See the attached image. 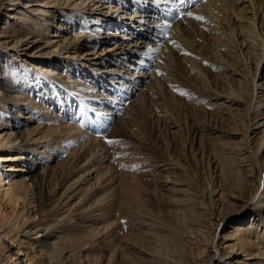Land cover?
Returning <instances> with one entry per match:
<instances>
[{
  "label": "bare ground",
  "instance_id": "obj_1",
  "mask_svg": "<svg viewBox=\"0 0 264 264\" xmlns=\"http://www.w3.org/2000/svg\"><path fill=\"white\" fill-rule=\"evenodd\" d=\"M143 1L145 0H26V3H23L20 0H0V12H3V9L11 10L12 5L15 11L18 10V15H1L5 17V20L0 25V125L4 123L5 126H8L7 123L11 121L12 117L16 129L9 126L3 137H0V160H17V164L13 165V168L20 171L13 176V172H0V198L11 202L15 211L17 205L20 206L18 210L20 214L17 215V218L10 224L5 219L1 226L7 233H11L15 226H21V229L15 233L20 247L25 244L29 249H35V244L40 246L42 256L31 264H67L63 259L70 256V264L83 263L85 254L81 251L86 250L84 247L90 242L89 237L94 234V231L90 236H86L87 233H84L86 236L84 237L79 234L78 229L85 223L84 227L89 226V231L94 230L95 227L92 229L96 220L94 216L96 214L107 215L109 212L108 208L110 207L106 209H102V207L108 195L117 189L113 184L116 174L114 172L117 170L124 169L126 171L122 170L121 173H124L126 177L127 175L131 176L127 180L124 179L121 182L122 185L120 184L122 195L121 193L119 195H121L122 200H119L118 209H121L124 214H117L119 219L124 221L125 216L131 217L132 215H134L132 220L145 215L149 216L145 213L146 207L149 210L147 211L152 213L149 206L153 204V200L147 203L140 191L143 186L146 187V192L149 187L157 188L155 186L157 180L152 181L153 183L150 182L149 185L148 181L145 180H149V176L157 175L154 172L160 166L168 165V168H173L177 165L171 158L170 161L169 159H160L156 151L153 153V148L147 142L142 131L136 133V131H131L129 127L133 124L132 118L136 117L134 115L139 111L142 113L146 109L147 98L150 100L154 91L158 92V83L165 84L167 81L170 84L173 82L174 72L171 67L173 57L177 62L181 58L190 66L193 65V69L196 68V70L189 69L193 73L190 74L192 78H189V82L195 85V91L204 90L207 93L211 91L213 97L219 95L216 93L220 92L222 74L229 72L228 77L232 83L229 92L232 97L229 99L234 103L245 101L247 104V133L250 132L254 136L264 134V90L258 94V89L264 88V84L257 83V81L259 82L257 78L260 64L264 62V0H250V3L253 4L251 5V9H253L251 16L243 7L239 6L236 0H205L206 2H203L204 0H192L191 11L193 16H201L203 17L202 20H196L193 16L186 15L188 5L181 4L180 0H147L151 3L147 7L143 6ZM159 4L163 5V15L168 16L170 20L168 25L163 24L164 22L160 21L161 18L155 21L152 19L161 15ZM31 5L36 6V8L30 9L36 15H27L21 8ZM141 8L144 9L141 10ZM56 15L59 18L60 15L69 16L68 23L58 25L55 19ZM108 15L116 16L117 23L120 22L119 19L123 18L126 20L125 24L129 25L128 23H130L131 28L134 26L139 29L119 30L115 24H113L114 28L105 29L111 25V23L102 22ZM231 15H236L237 20ZM73 22H79L80 25L73 24ZM77 27L78 30L74 31ZM130 32L131 35H129ZM217 32L218 34H216ZM67 33L68 37L62 39ZM151 34L155 36H151ZM51 37L56 38L52 39ZM133 38L136 40L134 41ZM151 39L153 44L149 42ZM111 41L114 42L113 45L103 48V43H110ZM52 43H59V51L50 48L49 44ZM136 46L144 50L138 52L140 53L136 59L138 66L132 64L129 66L130 68L122 70L124 62L130 56V50ZM23 49L26 51V58L22 62L9 65L8 62L1 59L2 52L9 54V51H12L14 57ZM80 51L84 52L82 58L88 60L86 65L89 68L104 74V76L98 75L96 77L105 80L107 85L111 81H108L105 76L111 77L112 75L105 73H112L115 77L126 71V74L122 75L124 78L119 80L120 87L110 83L111 93L114 91L121 92L123 99L126 97L131 101L123 102V99H120V102L110 99L111 101L107 103L108 106L104 111L106 120L109 115L117 114L109 110L111 107L121 113H118L121 115V119H115L110 127L111 133L108 136L110 140L112 139L113 144L108 148L103 140V137L107 136L105 132L101 137H97L89 135L81 129L82 123L78 125L73 122L75 127L63 125L61 123L64 121L60 119L62 115L59 114L61 111L55 110L61 106L60 102L56 101L61 94L69 98L67 101H70V98L80 99L83 95L88 99L100 98L105 100L112 98L110 95L101 92L103 89L101 86L97 87L94 84V76L89 72V68L81 66L84 65L85 61L78 66V69H80L79 67L84 68L80 70L85 72V76L81 77L77 72L74 74L70 70L71 60L75 58L63 57L62 53L72 54V52L78 53ZM19 56L17 55L16 59ZM73 56L77 57L78 55L71 57ZM193 57L199 59V64H195ZM110 59L112 65L109 66V69H104L102 66ZM33 60L39 61L36 63L40 66H34ZM144 60H148V64H143ZM239 62L242 64L246 76L243 80L234 79V74L239 75L241 72H238L237 68ZM45 64L46 69L44 68ZM52 65H57V69L66 72L64 77L69 79L70 85L59 79V75L62 74L61 71L60 74L57 73L58 71L54 72L53 69H48ZM147 65L150 66L147 67ZM132 69L136 71L133 72ZM148 69H150L149 79L145 81L143 89L139 90L143 83V75H146L143 72ZM51 72L54 74L50 75ZM262 74L261 80L264 82V73ZM204 79L210 80V83ZM89 80L90 82L93 81V84H87ZM68 86L71 87L69 90H67ZM93 103L101 106L99 102L93 101ZM2 112H4L3 116L1 115ZM80 118L77 120L80 121ZM82 121L84 122L85 118ZM93 122L94 125H97L103 121L97 118ZM89 123H85L88 128L93 125ZM78 130L81 131L80 134H76ZM208 133L213 135V129ZM215 133L217 134V131ZM84 137L89 139L80 142ZM252 143L253 141L245 153L235 150L227 141L222 146L218 145L219 147L216 149H221V153H219L223 154V159H221V174L223 176L230 178L233 175L235 171L233 163L241 168L244 167L243 170H254V166L259 163L260 155L264 151V139L256 146H253ZM77 145H79L78 148ZM54 157L62 158L59 160L60 164L51 172V168L48 169L47 167H51L48 165ZM114 158H120L118 159L120 164L130 162L137 165L130 168H120L118 164L109 163ZM218 159L220 158L218 157ZM249 160H251L250 164L248 163ZM40 165L44 166L43 171H38ZM24 166L27 169L23 171ZM110 167L115 171H111ZM102 170L106 171L100 173ZM75 172L81 176L70 181L68 185L66 183L63 186L65 190L61 194L56 189H59L62 181L56 183L53 191L50 190L48 183L51 182V179L63 178ZM263 172L264 170H262V174ZM111 175L113 176L111 177ZM94 184L99 186L101 191H105V195L103 193L104 196L97 198L96 201H94L95 198L93 200L89 196L94 201V205L97 204L94 207L97 209H93L94 205L89 206L88 204L86 209L85 206L79 207L86 194L73 203L74 195L83 191L85 193V190H90ZM113 185L114 188H112ZM85 186L88 188L85 189ZM246 187L247 185H243V188L246 189ZM197 189L198 187L193 190L186 187L182 191L179 190L183 192L178 197L180 204L172 205L169 210H164L161 206L163 215L159 216V222H157L158 216L154 215L155 213H150L154 219L150 215L148 217L150 222L146 221L144 226H147L145 224L148 223V226L154 225L153 227L157 228L147 235L138 232L131 233L132 236L114 235L120 229L111 232L112 237L111 234L105 235L106 233H103V236H98L101 230L98 231L97 235L94 234L95 237L98 236L99 244L117 245V251L110 256L106 264H167L168 256L166 259L163 255L167 250L165 244L172 241L169 239L175 241L176 249L183 253V258H187L188 264L195 262L190 261L189 251L191 248H196L195 242L199 246V244L204 243L203 241L206 245H210L207 247L208 256L204 257V264H264V183L262 180L250 191V197L246 198L248 211H253L251 218H243L247 214L245 212L243 214V210L238 213L240 220L237 218L238 221L230 226L232 230L226 235V239L229 238L234 243L227 244L224 251L221 250L219 244V240L224 236H221L218 231L224 222V218H216L217 221H213L209 226L201 214H198L199 216L196 218L198 223L194 222L190 215H187L188 212L191 213V216L196 213L195 206L198 207V203L203 210H209V215L212 216L213 202L207 207L208 205H205V202L201 200L203 198L200 193L201 199L196 202L199 195ZM214 189L212 186V191L216 190ZM149 190L150 188L148 189L150 196L153 193ZM88 193L90 195L89 191ZM53 194H55L54 197L58 196L57 199H53ZM222 195L223 193H221ZM109 198L108 200H111ZM108 200L107 202H109ZM87 210H91L88 215L85 214ZM53 211L56 218L52 224ZM99 211L101 213H95ZM76 213L78 216L74 217ZM37 215H40L39 220L34 222ZM173 216H176L175 219ZM182 216L187 218V223L179 221ZM72 218L76 221L79 219L80 222L72 223ZM136 224L138 223H135L134 226ZM40 232L43 233L41 239L33 237ZM190 234L196 235V241ZM122 238L123 240L120 241ZM130 240H133V243L128 242ZM137 244L139 247L136 246ZM8 246L11 247V244L8 243ZM20 247L18 251L21 250ZM135 250H137L136 256ZM64 252L71 254L63 256ZM3 256L0 250V264H10ZM5 260L6 263H3ZM96 261L98 262V258ZM99 264L104 263L100 262Z\"/></svg>",
  "mask_w": 264,
  "mask_h": 264
},
{
  "label": "rangeland",
  "instance_id": "obj_2",
  "mask_svg": "<svg viewBox=\"0 0 264 264\" xmlns=\"http://www.w3.org/2000/svg\"><path fill=\"white\" fill-rule=\"evenodd\" d=\"M20 1L23 3H26V0H20ZM206 1H208V0H206ZM206 1L204 0L203 2H206ZM236 1L238 2L239 6L243 7V9L247 12V14L248 15L250 14V16H251V14L253 13L252 12L253 9H251V5H253V4L250 3V0H236ZM142 4H143V6L147 7L151 3L148 2L147 0H145L142 2ZM5 5H7V4H5ZM162 6L163 5L159 4V8L161 10H163ZM21 8L25 11V13L27 15H36V14L32 13V11H30V9L36 8L35 5H31L30 7L23 6ZM67 9H69V8L67 7ZM142 9H144V8H141V10ZM17 12H18V10L15 11V8L13 7V5H12L11 10L3 9V12H0V25H2V22H4V20H5V17L1 16V15H12V16H14V15H18ZM229 14H230V12H229ZM157 16H159V15H157ZM232 16L233 15H231V17ZM68 17L69 16H67V15L66 16L60 15V18H59V16L56 15L55 19H56L58 25L61 23L67 24L68 23V21H67ZM233 17H236V15H234ZM160 18H162V17L159 16L158 18L155 17L152 19H153V21H155V20H159ZM167 19L168 18L160 19V21L164 22L163 24L166 23L168 25V24H170V20L167 21ZM235 19L237 20V17ZM119 21L120 22L117 23V17L116 16L108 15L105 18V20L102 22L105 24L111 23V25H108L105 29L114 28L113 24L117 25L119 30L131 28L130 23H128L129 25L124 23L126 21L125 19L122 18L121 20L119 19ZM73 24L80 25L79 22H73ZM131 29H139V28L133 26ZM76 30H78V27L76 29H74V31H76ZM216 34H218V32ZM67 35H68V33L65 34L62 37V39H65V37H68ZM129 35H131V32L129 33ZM151 36H155V35L151 34ZM51 38L54 39L56 37H51ZM133 40L135 41L136 38H133ZM127 41H128V39H127ZM129 41L131 42V40H129ZM149 42H150V44H153L152 39L149 40ZM113 44H114L113 41H111L110 43H103V48H105L106 46H111ZM143 44H147V43H143ZM49 45H50L51 49L53 48L56 51H59V49H60L59 43H52ZM221 50H222V48H221ZM140 51H144V50H141V48H139L138 46L132 47V49L130 50V52H131L130 56L124 62L122 70H124L126 68H130L129 66H131L132 64L135 66H138L136 59H138V56H140V53H138ZM9 52H10L9 54L7 52L1 53V59L4 60L5 62H8L9 65H11L15 62H22L26 58V56H25L26 51L24 49L21 50L19 52V54H17V55H20L18 59H16L17 55H14V57L12 56V51H9ZM62 54H63V57L65 56L66 58H75L74 60H71V63H70V70H72L74 72V74L77 72L81 77L85 76V72L83 70H80V69H84V68L79 67L80 69H78V66H80L79 64L83 61H85V63H84V65H81V66H84L85 68L88 67L86 65V63H88V60L86 58H82V55L84 54L83 51H80L78 53L72 52V54L65 52ZM72 55H78V56L77 57L76 56L71 57ZM8 59L10 62L8 61ZM111 61H112L111 59L108 60V62L105 65H103L102 67L104 69H109L110 68L109 66L112 65ZM147 61L148 60H144L143 64H148ZM194 61H195L196 65L199 64L198 63L199 59L194 58ZM33 62H35V63H33L34 66H36V67L40 66V64L36 63L39 61L33 60ZM41 62H42V60H41ZM47 63H49V62H47ZM46 64L44 66L45 69L47 67ZM237 64H238L237 65L238 72L241 71L240 74L242 76L240 74L239 75L234 74V79H236V80L242 79L243 80L244 77H246L244 74V71H243V66H242V64H240V62ZM239 65H241V66H239ZM148 66H150V65H147V67ZM56 67H57V65L56 66L52 65L48 69L49 70L53 69L54 72L58 71L57 73H60L61 70L57 69ZM171 67H172L173 72H174L173 82H171L170 84L167 81L165 84H159L158 83V87H157L158 92H156V90L154 91V95H156V96L154 97V95H152V97H151L152 99L150 98V100H149V98H147L148 104L146 106V109L142 113L139 111L140 114L137 113L136 115H134L136 117L133 116L134 117V118H132L133 124H131L132 126L129 127V129L131 131H136V133H138L139 131H142V134L144 135V137L147 138V142L150 143L151 147L153 148V153L156 151L157 156L160 159H162V158L164 160L169 159V161H170V158H171L176 162L175 165H177L176 167H173V168H170V167L168 168V165L160 166L154 172V173H157V175L149 176V180H145V181H148V185L151 184L150 182H152V181L154 182L155 180H157L155 182V186H157V188L154 189V187H149L150 188L149 191L153 193V194L151 193L152 195L149 196V194H148L149 188H147V192H146L145 186H143L142 190L140 191L141 194L143 195V198L146 199L147 203H149V201L151 202V200H153L152 201L153 207H152V205L149 206L152 210V213L148 212L149 210L147 207H146V209L148 211L146 210L145 213H147L149 216L151 214L155 213L154 215L158 216V219L156 218L158 220L157 222H159V218H160L159 216L163 215V212L161 211V209H162L161 206H163L164 210H169L172 207V205L180 204V203H178L179 202L178 197L180 195H182L183 192H181V191L184 190V188L187 187V188H190V190H193V189L198 187L199 190L197 189V193L198 194L200 193L202 195L203 199H201L199 197L200 196V194H199L198 200L196 202H199V199H201L203 202H205V205H208L207 207H209V205L213 202L214 208L212 207V210H211L213 212L212 213L213 217L209 215L210 214L209 210L208 211L203 210L202 208L199 207L198 203H197L198 207L195 206L197 214L195 213L191 216V213L188 212L187 215H190L192 220L194 222L198 223L196 218H197V216H199L198 214H201L203 217V220L209 226H211L212 222L215 221L216 218H218V217H219V219L224 218V222L221 224V226L218 229L220 235L224 236V238L219 240L221 250L224 251L226 249L227 244L234 243V241H232L231 239H229V238L226 239V235H228L230 233V230H232V228H230V226L233 223H235L236 221L240 220L238 213L243 210V214H244V212L247 213L246 216L243 218H247V219L251 218V215L253 214V211H248V206H246V198L250 197V194H249L250 191H252L256 187V185L260 183V180H262V182L264 183V172L262 174V170H264V151L260 155L259 163H257V165L254 166L255 167V168H253L254 170H252V169H249L250 171L249 170H243L242 168H244V167L241 168V167H239V165L236 166V164L233 163L235 171L230 178H227L221 174V172H222V161H221V159H223V154H220L221 149L219 150L216 148L224 145L227 141V142H229V144L231 146H233V148H235V150H237L239 152L242 151L243 153H245L248 146L251 144V142L253 141V143H252L253 146L258 145L264 139L263 138L264 134L262 136H260L261 134L254 136V134H251L250 132L247 133V129H246L247 128L246 120H247V113H248L247 104L245 103V101L242 103L241 102L240 103H238V102L234 103V102H231L232 100L229 99L230 97H232V96H230V93H229L230 92V86L232 84L230 77H228L230 74L229 72L222 74L221 87L219 89V91L221 93L218 92L216 94L217 95L219 94V95L217 97H215V96L213 97V94H212L213 92H211V91H209L207 93L204 90L201 92L194 90L195 85L192 84L191 82H189V78H192V75H190V74H193L192 72L189 71V69L196 70V68L193 69V65L190 66V64H188L186 61H184V59H181V58L177 62L175 60V58L173 57ZM149 70L150 69L145 70L143 72V73H146V75L145 76L143 75V79H142L143 83H142V86L139 87V90L143 89V85L145 84V81L147 79H149L148 78V76L150 74ZM132 71L134 72L136 70L132 69ZM54 72H51L50 75H53ZM89 72L92 73L94 76L93 77L94 78V84L97 85V87L101 86L103 88L101 90V92H104V94L110 95L112 98L105 99V100L100 99V98L99 99H88V98L84 97V95H83V97L80 99L70 98V101H67L69 98L65 97L64 94H61L60 97H57V100H56V101L60 102L61 106L59 109H55V110L57 112L58 111L62 112V113L60 112L59 114H60V116L62 115L60 119H62L64 121L63 123H61L63 125L66 124L69 126L70 125L74 126L73 122H75L78 125H80L79 123H82V126L80 127L81 129L86 131L89 135L97 136V137H101V135L105 132L107 134V136L103 137V140H104V143L106 144V147L108 148V147H110L111 144H113V143H109V141L112 140V139L110 140V137L108 136L111 133L110 127L113 125L115 119H117V118L121 119V115L118 114V113H120V111H117L111 107V108H109V110L114 111V113H117V114L109 115V117L106 120L105 119L106 114H104V111L106 110V107L108 106L107 103H109L111 101L110 99H115V100L120 101V102H121L120 99H123L122 94H120L121 92H117V91H114L113 93L110 92L111 91L110 83H112L113 85H115L117 87H120L121 84L119 83V80L124 78V77H122V75H125L126 71H123L122 75L115 76V77L113 76L112 73H105L106 75H112L111 77L105 76L108 81H111L108 83V85H107V82H105V80L99 79L98 77H96L98 75L104 76V74L98 73V72L92 70L91 68H89ZM65 73L66 72H62V74L60 73L61 75H59V79L68 83L69 79L64 77ZM262 73H264V62L260 64V69H259L258 78H257V80L259 79V82L257 81L258 84H260V82H261V84H264V82H262V80H261L262 76H263ZM203 77L205 78V76H203ZM204 80H206V79H204ZM180 81H181V83H180ZM206 81H209V83H210V80H206ZM46 84H47V81H46ZM68 84L70 85V83H68ZM87 84H93V81L90 82V80H89V82H87ZM212 85H213V83H212ZM173 86H174V88H173ZM70 88L71 87L68 86L67 90H69ZM123 89L127 90L128 88H123ZM129 90L131 91V89H129ZM139 90H137V91H139ZM262 90H264V88L258 89V92H259L258 94H260V91H262ZM37 94H38V92H37ZM128 94L130 95V93H128ZM255 95H256V93H255ZM131 98H133V97L131 96ZM125 99H126V97L122 101L123 102H126V101L130 102L131 101L130 99H126V100ZM93 101L101 103V106H97L96 104L93 103ZM63 114H64L65 118H64ZM1 115L3 116L4 112H2ZM80 116H81V118H80ZM79 118L81 119L80 121L77 120ZM84 118H85V121L83 122L82 120ZM97 118H100L101 121H103L104 123L99 122L97 125H94L93 120L97 119ZM22 119H24V118H22ZM86 122H90L93 125L90 128H88L87 125H85ZM7 124H8V126H5L6 124H4V123H3V125H0V137H3L4 133L8 130L9 126L12 128H15L14 127V119L12 117H11V121ZM100 127H102L103 129L101 130ZM212 129H213V135L208 133ZM214 131L215 132L217 131V134ZM78 133L80 134L81 131L78 130V132L76 134H78ZM88 139H89L88 137H84L82 140H80V142L86 141ZM249 139H251V140H249ZM76 147L78 148L79 145H77ZM233 152H235L234 149H233ZM217 153L219 156L217 155ZM70 154H71V152H70ZM220 155H222V156H220ZM217 156L220 159H218ZM60 159L57 157H54L52 159V161L50 162V164L48 165L51 167H47V168L48 169L51 168L50 170L52 172V170H54L60 164L59 163ZM118 159H120V158H114L113 160L109 161V163L111 162L114 165L118 164V166L120 168L121 167H129L130 168L134 165H137L135 163H130V162L120 164V162H118ZM248 163L250 164L251 160H249ZM16 164H17V160L15 161V159L14 160L10 159L8 161L0 160V172H3V173L5 171H7L9 173L13 172L12 176H13V174L16 175L17 173L20 172L18 169L13 168V165H16ZM25 169H27L26 166H24L23 171ZM43 170H44V166L40 165L38 168V171H43ZM122 170L126 171L124 169H122ZM122 170H117L116 172H114V173L118 174V175H116V174L114 175L115 182H113V184L115 185V188H117V189L116 190L114 189V191L111 192L110 195H108V197H110L109 199H111V200H108V197H107L105 200H106V202H107V200L109 202H107V203L105 202L104 203L105 207L104 206L102 207V209L103 208L106 209V208L110 207V208H108L109 212L107 211L108 212L107 215L96 214L94 216V218L96 220L94 221V225H93L92 229L95 227L96 230L94 228V230L89 231L90 227L89 226L84 227V225H85V223H84V225L82 227H79L80 230L78 229V232L80 235L84 236L85 235L84 233H87L86 236L87 235L90 236L91 234H93V231H94V234L97 235L98 231L101 230V232L99 231L100 233L98 236H100V235L103 236V233L104 234L106 233L105 235H107V234L109 235V234H111V232L113 233V232L118 231L116 229H120V231L114 235H120L121 237L125 236V235L130 236L131 233L135 234L137 232L139 234H142V235H147V233L153 232V229L157 228V227H153L154 225H151L152 226V228H151L150 225L148 226V223L145 224L147 226H144V223L149 220L148 219L149 216H147V215H145L147 217L141 216L140 218L132 220L131 218H132V216H134V215H132V213H133L132 211H131L132 213L130 212L131 213L130 215H132L131 217L124 215L125 216L124 221L119 219L118 215H120V213H123V211L121 209H118L119 208L118 205L120 203L119 200H122V197H121L122 193L120 190L121 189L120 187L122 185L121 182L124 179L127 180L131 177L130 175H127V177H126L124 175V173H121ZM129 170H131V169H129ZM105 171L102 170L100 173H104ZM111 171H115V170L111 168ZM128 173H130V171H128ZM158 173H160V174H158ZM73 174H74V176H73ZM73 174H69L63 178L62 177H60V178L56 177V178L51 179V182L48 183L50 190L53 191L54 186L62 181V183H60L59 189H56V187H55L56 191H59V194H61L65 190V187H63V186L66 185V183L68 185V183L70 181H74L76 178H79L81 176V174H77V172H75ZM176 175L180 176V177H177ZM112 176L113 175H111V177ZM57 178H58V180H57ZM175 179H176V181L177 180H179V181L176 182ZM180 183H182V184H180ZM252 184H254V185H252ZM114 185L112 188H114ZM243 185H247V187L248 186L249 187L248 188L246 187V189H245V188H243ZM212 186L216 189V190L214 189L215 191H212ZM52 187H53V189H51ZM86 187L87 186H85V189H86ZM94 190H96V191H94ZM179 190H181V191H179ZM88 191L90 192V195H88L89 194ZM88 191L85 190V193L83 191L82 193H78L77 195H74L73 196L74 197L73 203H75L78 199L82 198L84 196V194H86L85 198L82 200L83 202L81 203V205L79 204V207L85 206V209H86V206H88V205L93 206L95 204L94 201H96L97 198H101L105 195V191H103V190L101 191V188L99 186H97L96 184H94L91 187V189ZM96 192H97V194H95ZM103 193H104V195H103ZM115 193H116V195H115ZM119 193H121V195H119ZM221 193H223L222 196H221ZM100 195H102V196H100ZM54 196H55V194H53V197ZM89 196L93 200L95 198V200L93 201ZM118 196H120V197H118ZM57 197L58 196L54 197L53 199H57ZM118 198H121V199H118ZM0 200H1L0 201V232H1L0 233V250L2 251V253L4 255L3 258L5 257V259H7V261L10 264H31V262H34L37 258H40L42 256V250L40 249V246L38 244L34 245L35 249L27 248L26 244L20 247L19 240L16 238L15 233L18 229H21V226H15L16 229L14 228V230H12L11 233L9 232L10 234L4 230V227L1 226V223L5 219L8 221V224H10L12 221H14L17 218V215L20 214V212L18 211L20 206L17 205L16 211H15L14 205L11 202L9 203L7 200L1 199V198H0ZM112 201H113V203H112ZM110 203H111V205H109ZM113 204H114V206H113ZM96 206H97V204L93 206V209H97V208H94ZM88 208H90V207H88ZM111 209H113L115 211H113ZM91 210H92V207H91ZM91 210H87V213L85 212V214L88 215V213ZM120 211H122V212H120ZM199 212H201V213H199ZM95 213H101V212L99 211V212H95ZM243 214H241V216H243ZM54 215H55V213L53 211L52 216H51L52 217V219H51L52 224H53L52 221L56 218V216H54ZM127 215H128V212H127ZM77 216L78 215L76 213L74 215V217H77ZM39 217H40V215H37L34 222H37L39 220ZM150 217L152 219H154L153 215H151ZM175 217L173 216V219H175ZM237 218H238V220H237ZM71 221H72V223L80 222L79 219H78V221H76V219L74 220V218H72ZM134 221H135V223H138L135 226H134L135 223H133ZM136 221H138V222H136ZM179 221H182L184 223L188 222L187 218L183 217V216L180 217ZM148 222H150V221H148ZM200 222H201V220H200ZM8 224H6V225H8ZM147 227H148V229H147ZM135 228H138V229H135ZM42 234L43 233L40 232L39 234H36L33 237H36L37 239H41ZM94 234L89 237L91 243L89 242L86 245L87 247L86 246L84 247V248H86V250L81 251L85 254L84 255L82 253V255L85 256V258H83L82 264H99L100 262H103L104 264H106V262H108V259L110 258V256L117 251V245L111 244V246L110 245L107 246V245H102V243L99 244L98 236L95 237ZM112 235L113 234H111V237H112ZM190 235L192 236V238L195 239V236H196L195 234H190ZM86 236H84V237H86ZM133 236H135V235H133ZM91 237H93V238H91ZM122 240H123V238L120 239V241H122ZM169 240L170 241L172 240V241H171V243L167 242V244H165V248L167 250H165V254L163 255V257L165 256L166 259L168 256V259H167L168 263L167 264H188L186 262L187 258H185V257L183 258L182 257L183 253L181 251H179L178 249H176L175 241L173 239H169ZM26 241H27V239H26ZM195 241H196V239H195ZM128 242L133 243V240H130ZM203 242L204 243L199 244V246H198L197 242H195L196 248H191V250L189 249L190 250L189 251L190 258L189 259H190V261H195V262H192L191 264H204V262H205L204 257L208 256L207 247H210V245L207 244L208 245L207 246L205 241H203ZM8 243L11 244V247L8 246ZM136 246L139 247L138 244ZM19 247L21 248L20 251H18ZM202 247L203 248L206 247V248L203 249ZM100 248L103 250H101ZM201 251H203V253H200ZM16 252H17V254H16ZM136 252H137V250H135V256L137 255ZM166 252H168V253H166ZM132 253L134 254V252H132ZM70 254L71 253H69V252H67V253L64 252L63 256H67ZM70 258H71V256L68 258L66 257L63 259V261L66 262L67 264H70L71 263ZM97 258H98V262L96 261ZM3 263H6V260H5V262L3 261ZM60 263H62V262H60Z\"/></svg>",
  "mask_w": 264,
  "mask_h": 264
},
{
  "label": "snow or ice",
  "instance_id": "obj_3",
  "mask_svg": "<svg viewBox=\"0 0 264 264\" xmlns=\"http://www.w3.org/2000/svg\"><path fill=\"white\" fill-rule=\"evenodd\" d=\"M180 3L181 4H187L188 5V10L186 11V15L188 16H193V13L191 11V8L193 7V3H192V0H180ZM194 19L196 20H202L203 17L201 16H193ZM109 143H113V141H109Z\"/></svg>",
  "mask_w": 264,
  "mask_h": 264
}]
</instances>
